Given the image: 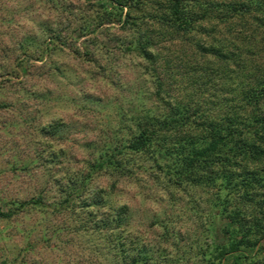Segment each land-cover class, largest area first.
Listing matches in <instances>:
<instances>
[{
  "label": "rangeland",
  "instance_id": "obj_1",
  "mask_svg": "<svg viewBox=\"0 0 264 264\" xmlns=\"http://www.w3.org/2000/svg\"><path fill=\"white\" fill-rule=\"evenodd\" d=\"M93 4L98 3L0 0V10L11 11L7 17L5 13L10 24L0 26V43L4 44V50L0 48V210L15 212L8 219L0 218V264H88L87 249L69 247L83 236L74 230L80 228L81 218L70 207L59 205L65 196L58 184L70 176L87 175L89 163L100 153L133 140L138 128L135 110L161 108L162 102L154 97L156 80L150 63L133 53L121 54L118 42L128 32L120 30L115 19L98 27L103 11ZM77 24L83 25L86 35L74 32ZM45 26L59 29L69 43L60 46L63 39L50 42L47 32L43 35ZM30 32L35 42L22 49L27 52L24 57L15 47ZM179 48L185 56L193 53L191 45L185 47L179 40L162 39L147 49L159 54L155 68L163 90L171 85L174 97L182 94ZM166 57L172 60L171 71L163 64ZM42 62L47 64L36 70ZM163 100H168L165 95ZM58 120L63 125L61 137L40 135V128ZM49 150L54 162L42 163L41 155L49 156ZM124 158L129 160L131 176L97 173L86 189L102 190L107 204L129 207L127 229L148 246L163 244L167 257L157 264H208L211 248L207 253L198 248L211 243L210 225L226 224L215 217L210 203L215 202V190L167 188L163 176L152 167L150 153ZM40 193L44 203L36 206L31 200ZM24 202L28 204L19 208ZM255 255L252 261L264 264V241ZM94 259L95 264H106L102 256ZM231 261L227 258L220 264Z\"/></svg>",
  "mask_w": 264,
  "mask_h": 264
},
{
  "label": "trees",
  "instance_id": "obj_2",
  "mask_svg": "<svg viewBox=\"0 0 264 264\" xmlns=\"http://www.w3.org/2000/svg\"><path fill=\"white\" fill-rule=\"evenodd\" d=\"M93 1L103 11L98 27L115 19L120 30L128 32L126 40L118 42L121 54L133 53L150 63L156 80L155 101L162 105L135 110L133 119L138 128L133 140L100 153L89 163L87 175L70 176L58 184L65 196L59 205L70 207L71 213L81 218L80 228L74 230L83 236L69 247L87 249L88 254H82H86L88 264H95L94 256H102L106 264L166 260L162 243L167 240L159 242L160 248L148 246L127 229L130 211L126 204H107L102 190L86 189L97 173L131 176L125 155L148 152L153 169L163 176L167 188L215 190V202L212 199L210 203L215 217L226 224L210 225L211 243L198 248L205 253L211 248L208 264H220L227 258L232 260L230 264H256L252 257L264 241V0ZM1 11L0 26L10 24L6 17L11 11ZM44 29L43 35L47 32L50 42L63 39L59 29ZM75 31L81 36L87 33L82 24H77ZM33 36L31 32L24 34L15 49L35 42ZM162 39L179 40L193 48L191 55H183L187 54L183 48L178 51L180 97L172 96L171 85L163 90L155 68L159 54L147 50ZM66 41L63 39L60 46L69 43ZM26 54L22 50L20 55ZM171 61L166 57L163 62L170 71ZM45 64L35 66L36 70ZM169 77L174 81L173 75ZM164 95L168 100H163ZM62 126L60 120L50 123L40 128V135L59 138ZM49 151V156L41 155L42 163L54 162ZM31 201L39 206L44 198L40 193ZM14 213L0 210V218L8 219Z\"/></svg>",
  "mask_w": 264,
  "mask_h": 264
}]
</instances>
